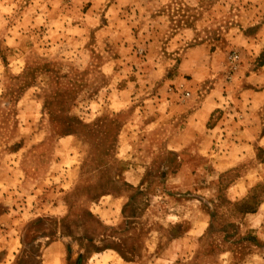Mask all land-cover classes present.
<instances>
[{
	"label": "rangeland",
	"instance_id": "rangeland-1",
	"mask_svg": "<svg viewBox=\"0 0 264 264\" xmlns=\"http://www.w3.org/2000/svg\"><path fill=\"white\" fill-rule=\"evenodd\" d=\"M263 63L264 0H0V263L264 264V110L252 156L164 186L186 112Z\"/></svg>",
	"mask_w": 264,
	"mask_h": 264
},
{
	"label": "crops",
	"instance_id": "crops-1",
	"mask_svg": "<svg viewBox=\"0 0 264 264\" xmlns=\"http://www.w3.org/2000/svg\"><path fill=\"white\" fill-rule=\"evenodd\" d=\"M256 42V44L253 43V48L262 46L260 41ZM249 65H251V63ZM254 65H256V63L252 66ZM262 68V71H255L250 68V73L242 74V72H240L239 75L233 79L237 86L236 90H213L207 93L206 96H203L202 101L199 102L196 107L186 112L182 122L185 132L189 135L188 139L182 141L184 147H179V149H177L179 153L175 154V169L173 168L170 171V176L173 178L172 183L164 180V186L168 190L175 189V191L182 192L186 189H193L194 186L198 185L196 183L194 184V179L198 176H202L203 178L207 176L206 174L212 173L213 175H218L220 178V175L224 171H230L228 168H232L233 165L229 164L237 162L240 160V157L252 156V147L257 144L253 139L257 136H251V132L254 131L255 133L257 129L263 126L261 122H259L258 128L256 125L257 122L254 120V113L264 110V63ZM244 70L248 71V69ZM228 99H230L231 103H235L233 107L228 106V104H230L226 102ZM222 100H224V104H222ZM167 102L169 103L168 100ZM221 109L225 110L226 113L215 124L211 125L209 123L211 118L217 110ZM159 114L161 115V113H157V123L160 120ZM227 117H230V119L227 120ZM224 120L227 121L223 122ZM172 122H174V125L176 124L174 118H171V123ZM232 123L235 126L234 128L238 129L234 137L227 138L224 135L219 137L215 134V130L223 132L226 129L223 125L227 126ZM174 142L175 140L169 141L170 145H173ZM217 148L221 149L219 150L220 152ZM158 154L159 153H157V155ZM137 160L145 164L144 157H138ZM198 160L204 161V163L208 162L207 164H197L196 167L198 170H196L194 169L193 163ZM257 176L260 175L249 173L241 179V182H243L241 184L246 183V180L251 182V180L254 179L253 177L257 178ZM202 183L199 185L202 189H209ZM255 186L256 183H251L247 188L251 189ZM103 211L109 210L103 207L100 209V212L103 213ZM255 216L254 214L252 215V217ZM256 235L257 245H264V233L257 232ZM8 252L9 251L6 250L5 253L8 254ZM40 255L42 264H68L65 240L61 238H55L54 241L44 246ZM115 256H117V254L113 249L103 250L92 256L93 258L90 262L84 264H100L101 261L106 262V264H115Z\"/></svg>",
	"mask_w": 264,
	"mask_h": 264
},
{
	"label": "built area",
	"instance_id": "built-area-1",
	"mask_svg": "<svg viewBox=\"0 0 264 264\" xmlns=\"http://www.w3.org/2000/svg\"><path fill=\"white\" fill-rule=\"evenodd\" d=\"M231 62H239L240 61V55L237 52H233L230 56Z\"/></svg>",
	"mask_w": 264,
	"mask_h": 264
}]
</instances>
